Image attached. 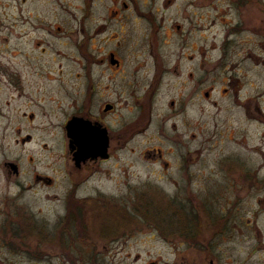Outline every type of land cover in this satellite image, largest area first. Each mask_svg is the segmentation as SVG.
<instances>
[{
  "label": "rangeland",
  "instance_id": "374dc122",
  "mask_svg": "<svg viewBox=\"0 0 264 264\" xmlns=\"http://www.w3.org/2000/svg\"><path fill=\"white\" fill-rule=\"evenodd\" d=\"M148 1L153 20L143 32L181 36L189 54L199 43L200 88L190 112L199 120L198 179L147 181L162 170L135 138L137 150L102 162L104 172L86 190L69 188L63 137L45 126L49 118L22 117L16 89L0 77V264H133L127 257L136 253L162 255L168 264H264V0H171L168 7ZM53 4L0 0V48L7 47L0 69L6 65L9 76L19 67V9L31 20ZM182 64L193 72L194 61ZM189 89L181 82L180 94ZM171 97L154 101L152 112H170ZM146 132V147H170L167 129L153 124ZM6 161L18 162L20 172H10ZM35 172L54 181L35 182ZM90 191L97 196L85 203L88 212L67 214L71 194Z\"/></svg>",
  "mask_w": 264,
  "mask_h": 264
},
{
  "label": "flooded vegetation",
  "instance_id": "af4514ba",
  "mask_svg": "<svg viewBox=\"0 0 264 264\" xmlns=\"http://www.w3.org/2000/svg\"><path fill=\"white\" fill-rule=\"evenodd\" d=\"M52 1L56 2L52 12L37 8L43 18L31 13L32 19L28 20L21 14L24 9H19L13 54L19 56V67L9 76L5 65L0 77L16 89L20 100L17 110L22 117L49 118L45 126L63 137L69 188L84 189L89 179L104 172L101 163L116 160L120 151L132 154L137 150L135 138L143 142L140 151L162 170V175L147 176V181L195 182L199 177L200 129L199 120L190 112L198 103L200 88L198 41L192 47L194 54H189L184 51L188 44L181 36L165 39L154 37L155 32H143L153 20L148 0H77L74 6L71 1ZM170 3L163 1L164 7ZM184 59L194 61L193 72L183 69ZM183 81L190 92L180 94ZM165 94H175L167 101L170 112H152L154 101ZM205 96L210 98L211 92L205 91ZM153 124L167 129L165 141L170 147L165 151L146 147L150 139L144 137ZM194 127L195 131L189 132ZM30 136L27 133L22 142ZM4 164L10 172H20L18 162ZM32 178L35 182L54 181L38 172ZM90 192L71 194L73 209L69 207L67 214L74 208L88 212L85 203L97 196ZM161 256L136 253L127 258L133 264H168Z\"/></svg>",
  "mask_w": 264,
  "mask_h": 264
}]
</instances>
